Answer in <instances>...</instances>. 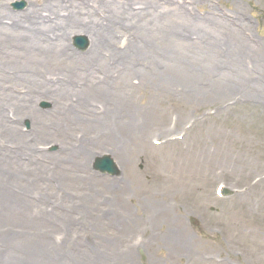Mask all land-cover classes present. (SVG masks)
Segmentation results:
<instances>
[{
  "label": "rangeland",
  "instance_id": "374dc122",
  "mask_svg": "<svg viewBox=\"0 0 264 264\" xmlns=\"http://www.w3.org/2000/svg\"><path fill=\"white\" fill-rule=\"evenodd\" d=\"M167 1L126 12L105 2L95 18L122 14L124 45L80 52L74 37L88 34L73 35L72 73L54 71L51 54L39 83L1 76L11 98L0 104V264H264V0ZM61 4L7 5L33 19ZM205 28L222 34L213 50L195 45ZM229 48L254 71L237 66L250 87L233 79L226 103ZM102 156L122 175L96 172Z\"/></svg>",
  "mask_w": 264,
  "mask_h": 264
},
{
  "label": "bare ground",
  "instance_id": "6f19581e",
  "mask_svg": "<svg viewBox=\"0 0 264 264\" xmlns=\"http://www.w3.org/2000/svg\"><path fill=\"white\" fill-rule=\"evenodd\" d=\"M9 1L10 0H0V56L2 57V59L0 57V80H2L1 76L8 75L11 76V78L14 77L17 78L18 80L24 79V81L27 80L38 83L39 81L37 78H40V75H43L42 68L47 67L48 69H50V67H52V66L43 65V63L40 61H43L44 59L47 60L46 61L47 63H49L48 58L51 54H53L56 59L58 58L60 62V63L59 62L56 63L54 67H52L54 71L58 69V70H62V72L72 73L71 71L75 70V67L72 70H69L67 63L65 61L66 59H63V57L67 58L66 52L64 51V48H66L64 47L66 45L65 43L68 42V38L72 37L75 34H85V35L88 34L87 36L90 41V49L93 48L94 46L96 47L107 46V47L117 48L124 45V43L121 44L119 42V40H121L120 39L121 30H123L124 29L123 26H125L123 24L125 21L122 20V17H120L122 16V14L121 15L117 14L118 17L117 22H111L113 23L112 25L106 18L105 19L95 18L96 16H102L99 7L102 6L105 9L106 7L105 5H107L105 2H108V4L113 3L107 5V8L109 10L118 2V4L122 7V12H126L125 10L129 9L128 7L133 8L139 5L135 3V0H124V1L123 0H67V5L64 4L56 5L54 10L53 8L49 7V11H50L49 13H51V15H54L56 19L58 18V20L55 22L54 21L55 19L52 20L53 17L51 15H48V18L47 17L39 18L35 10L33 13L36 15V17L33 19L32 16H28V18L25 19L22 17L21 14L16 15L18 13H14L8 8L7 4L9 3ZM165 1L168 2L167 0ZM147 3L149 4V1ZM141 5H142L141 7L142 11L148 12L149 10H154L153 6H148V5L143 6L144 4ZM157 8L159 9L161 7L156 6V9L154 11H156ZM97 9L98 11L96 14ZM116 9H118V7ZM60 16H62L61 22L60 24H57L59 23ZM7 19L10 20L11 22L6 21ZM128 21L129 24L132 25V22L129 19ZM104 22H107L108 26L105 27L103 25ZM4 23L8 24L9 26L7 25L3 26ZM36 23H39L40 26H37ZM11 24L13 25L15 24V25L12 27ZM87 27H89L88 30ZM101 31H108L109 33L105 35V33H101ZM141 31L144 34H151V33L155 34V31L149 28L147 24L142 26ZM16 33H18L19 35H17ZM165 33L167 34L166 31ZM219 33L221 32L218 30H214V29L207 30V28H205L203 39H201V41H198L195 45H199L205 48L211 47V50H213L215 49L216 46H219L216 43H214V41L216 42L217 39L220 37V35H222ZM192 35L193 34L190 32L189 36L187 35V38L191 37ZM80 36H84V35H80ZM38 39H40L39 40L40 42L37 43V46L39 47H35V44L32 42L36 43ZM126 40H127L126 43L131 42L128 39ZM24 42L25 43L29 42V43L24 45L21 44ZM42 49L44 50V52L42 54L41 53L38 54V52ZM229 50L232 52L224 50V53L226 57H230L233 55V59L230 62H227V68L225 70L227 75L224 77V79L228 78L230 80L223 82L224 87H223V91L221 92L222 100H225L223 102L226 103L230 102L231 100L230 101L228 100L233 98L234 96L233 94L234 90L228 91L227 88L232 87V84L237 82L236 80L242 82V85H239L241 89L247 90L250 87L248 85L249 80L247 81L244 78L240 77V74L243 73L242 70L243 68L240 69L237 66L240 64H244L245 72L254 71V66L251 64V68H250L249 63L245 62L246 60L243 58L244 56H247L245 52L246 50L241 48H239L238 50H232L229 48ZM42 55L43 58L39 61ZM19 57H24L26 63L17 62V61L14 63L12 59L15 60L16 58ZM83 63L88 64L90 63V61L88 59L86 62L82 61L81 66L85 71L91 72L96 67L94 64H90L89 66H84ZM15 64L18 66H15ZM56 66L58 67L60 66V67L58 68ZM133 68H135V66L128 68L127 72L129 73V71H132ZM136 68H138V66H136ZM136 71H140L144 73V70L139 69ZM209 72L212 73V71ZM65 75H67V77L70 78L69 79L70 81L69 82L67 81L68 84H71V86L74 87V84L71 81L72 75L71 74H65ZM120 75L121 73L118 74V77ZM236 75L237 76L239 75V77L235 78ZM162 76L164 77V75ZM142 77H144V75ZM125 87L127 86H120V89L123 88L122 90H125ZM60 89L61 90L58 93H64V90L62 88ZM116 94L117 92L115 93V96L113 98L119 96L118 94L117 95ZM62 95L63 94H59V98ZM121 96L122 95H120V97ZM10 98L11 95L10 97H6V95L0 94V104H8ZM234 100H236V98H234ZM237 101H239V99ZM242 103H245L243 105L244 107L249 105L247 106L249 108L250 107L255 108L260 106V104H257L252 100L244 99ZM92 112L95 111L93 110Z\"/></svg>",
  "mask_w": 264,
  "mask_h": 264
},
{
  "label": "water",
  "instance_id": "95a60500",
  "mask_svg": "<svg viewBox=\"0 0 264 264\" xmlns=\"http://www.w3.org/2000/svg\"><path fill=\"white\" fill-rule=\"evenodd\" d=\"M75 42L80 49H86L88 47V42L84 38H77ZM94 168L96 171L101 172L102 174H109L113 177L120 176L121 174L115 162L109 156L97 158Z\"/></svg>",
  "mask_w": 264,
  "mask_h": 264
}]
</instances>
